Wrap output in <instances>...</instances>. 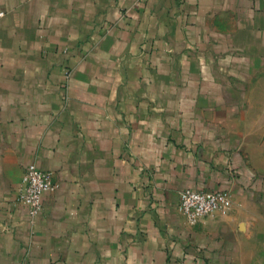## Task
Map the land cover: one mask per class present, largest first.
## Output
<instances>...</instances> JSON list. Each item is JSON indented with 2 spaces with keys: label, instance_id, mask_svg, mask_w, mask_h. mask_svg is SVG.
Here are the masks:
<instances>
[{
  "label": "crops",
  "instance_id": "obj_1",
  "mask_svg": "<svg viewBox=\"0 0 264 264\" xmlns=\"http://www.w3.org/2000/svg\"><path fill=\"white\" fill-rule=\"evenodd\" d=\"M0 12V264H264V0ZM30 163L56 184L34 224ZM184 188L231 208L190 224Z\"/></svg>",
  "mask_w": 264,
  "mask_h": 264
},
{
  "label": "built area",
  "instance_id": "obj_2",
  "mask_svg": "<svg viewBox=\"0 0 264 264\" xmlns=\"http://www.w3.org/2000/svg\"><path fill=\"white\" fill-rule=\"evenodd\" d=\"M0 12V16L3 15ZM56 188L51 173L39 169L34 163L26 166L18 186L17 198L26 204L31 224L42 208L44 193ZM231 195L226 190H197L184 188L179 191L178 211L194 224L200 217L213 214H227L231 208Z\"/></svg>",
  "mask_w": 264,
  "mask_h": 264
}]
</instances>
